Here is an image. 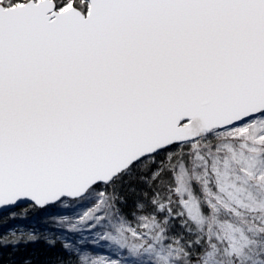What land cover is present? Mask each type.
Masks as SVG:
<instances>
[{
	"label": "snow or ice",
	"instance_id": "snow-or-ice-1",
	"mask_svg": "<svg viewBox=\"0 0 264 264\" xmlns=\"http://www.w3.org/2000/svg\"><path fill=\"white\" fill-rule=\"evenodd\" d=\"M17 220L18 264H264V0H0Z\"/></svg>",
	"mask_w": 264,
	"mask_h": 264
},
{
	"label": "trees",
	"instance_id": "trees-1",
	"mask_svg": "<svg viewBox=\"0 0 264 264\" xmlns=\"http://www.w3.org/2000/svg\"><path fill=\"white\" fill-rule=\"evenodd\" d=\"M29 216L38 217L39 212L30 211ZM0 232H6L3 229H0ZM30 256L33 259H44L45 258V249L39 246L29 245L26 249L21 246V251L19 254L14 253L11 249H3L0 251V258H2L3 264H18V262L24 257ZM47 259V257H46Z\"/></svg>",
	"mask_w": 264,
	"mask_h": 264
},
{
	"label": "rangeland",
	"instance_id": "rangeland-1",
	"mask_svg": "<svg viewBox=\"0 0 264 264\" xmlns=\"http://www.w3.org/2000/svg\"><path fill=\"white\" fill-rule=\"evenodd\" d=\"M4 215H7V214H4ZM29 217L32 218L33 215L32 216H29ZM15 225H20V226H23V227L27 228V227L30 226V221L29 220L10 221L8 224L0 225V229H3L5 231H8L11 227H13ZM44 259H46V256H45Z\"/></svg>",
	"mask_w": 264,
	"mask_h": 264
},
{
	"label": "water",
	"instance_id": "water-1",
	"mask_svg": "<svg viewBox=\"0 0 264 264\" xmlns=\"http://www.w3.org/2000/svg\"><path fill=\"white\" fill-rule=\"evenodd\" d=\"M4 214H7L6 212Z\"/></svg>",
	"mask_w": 264,
	"mask_h": 264
}]
</instances>
